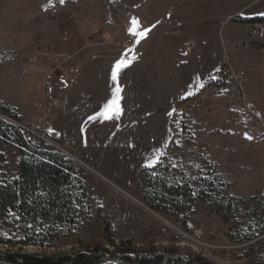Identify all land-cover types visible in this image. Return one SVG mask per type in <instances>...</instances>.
<instances>
[{
    "label": "rangeland",
    "instance_id": "obj_1",
    "mask_svg": "<svg viewBox=\"0 0 264 264\" xmlns=\"http://www.w3.org/2000/svg\"><path fill=\"white\" fill-rule=\"evenodd\" d=\"M115 1L130 10L121 20L107 0H0V53L7 57L0 103L19 121L0 117L85 169L118 245L145 249L154 241L191 250L207 264H264V235L250 225L258 206L229 222L218 208L163 215L146 205L138 178L167 164L194 186L222 177L225 201L264 195V25L230 22L264 17V0ZM134 20L146 32L138 42L127 33ZM101 23L103 41L84 37ZM57 54L71 57L67 72L79 74L51 73ZM117 87L122 111L105 119ZM19 159L18 149L0 140V183L17 178ZM0 237L14 239L11 218L0 219ZM82 239L103 241V220L93 218L52 247L10 242L0 252L63 254Z\"/></svg>",
    "mask_w": 264,
    "mask_h": 264
},
{
    "label": "trees",
    "instance_id": "obj_2",
    "mask_svg": "<svg viewBox=\"0 0 264 264\" xmlns=\"http://www.w3.org/2000/svg\"><path fill=\"white\" fill-rule=\"evenodd\" d=\"M107 2L116 19H123L130 11L115 0ZM230 22L261 27L264 17L236 16ZM6 59V54L0 53V66L6 64ZM0 112L19 121L16 112L1 103ZM0 140L14 146L20 154L17 178L0 183V219L11 218L14 226V239L0 237V244L52 247L62 238L76 234L93 218L103 220L104 224L103 241L82 239L78 250L54 255L0 252V264H113V260L128 264H207L193 251H184L178 246L159 247L154 241L145 249L131 242L118 245L111 224L96 204L85 169L77 161L55 146L32 140L25 131L2 117ZM138 178L144 185L146 205L156 213L193 215L200 207L218 208L225 222H229L236 212L244 208L251 210L246 206L253 204L258 207L252 209L250 225L255 222L259 234L264 235L262 194L248 201L233 197L225 201L222 196L228 185L220 181L222 177H202L194 186L195 182L190 179L178 181L167 164L145 168Z\"/></svg>",
    "mask_w": 264,
    "mask_h": 264
},
{
    "label": "snow or ice",
    "instance_id": "obj_3",
    "mask_svg": "<svg viewBox=\"0 0 264 264\" xmlns=\"http://www.w3.org/2000/svg\"><path fill=\"white\" fill-rule=\"evenodd\" d=\"M61 3H63V0H61ZM129 31H130L131 35H133L134 37L137 38V42L139 41V39H142L146 36V32L139 30V22L135 21V20L133 21V27ZM124 63H125L124 61L119 62L116 65V69L119 70L121 65ZM113 78L114 79L116 78L115 73H114ZM116 92H117L116 99H114L111 103H109L106 106L104 112L101 114L102 117L105 119H111V118H113V116H118L122 111V109L120 108V105H119L120 97H119L118 93L120 92V89L118 87L116 89ZM152 163L153 162H149V164L147 166L151 167Z\"/></svg>",
    "mask_w": 264,
    "mask_h": 264
},
{
    "label": "built area",
    "instance_id": "obj_4",
    "mask_svg": "<svg viewBox=\"0 0 264 264\" xmlns=\"http://www.w3.org/2000/svg\"><path fill=\"white\" fill-rule=\"evenodd\" d=\"M64 41H69V39L63 38ZM72 41V39L70 40ZM51 61H52V65H53V71L51 73H55L56 71H62L61 73L63 74H70L71 76L74 75H78L79 74V70L78 69H72L71 71H69V73L67 72L66 66L67 64L71 61V57H68L66 55H53L51 57ZM244 77V73L240 74V78L242 79ZM47 83L48 81L50 82L51 79H46ZM62 103H60L59 100H54L53 105L54 107H60ZM41 124H43V126L45 128H47L49 125L45 122V121H41Z\"/></svg>",
    "mask_w": 264,
    "mask_h": 264
},
{
    "label": "crops",
    "instance_id": "obj_5",
    "mask_svg": "<svg viewBox=\"0 0 264 264\" xmlns=\"http://www.w3.org/2000/svg\"><path fill=\"white\" fill-rule=\"evenodd\" d=\"M240 16V15H238ZM255 17H258V16H255ZM247 18H250V17H247ZM106 29H105V26H103V23L99 24L97 27L94 28V30L92 32H90L89 35L85 36L84 37H94V40H96L97 42H101L103 41L104 38H106L107 34H106ZM81 38V36H78ZM83 37V36H82Z\"/></svg>",
    "mask_w": 264,
    "mask_h": 264
},
{
    "label": "water",
    "instance_id": "obj_6",
    "mask_svg": "<svg viewBox=\"0 0 264 264\" xmlns=\"http://www.w3.org/2000/svg\"><path fill=\"white\" fill-rule=\"evenodd\" d=\"M136 21L139 22V29H140V21H139V20H136ZM132 27H133V25H132ZM132 27H131V28H132ZM127 33H128L129 36L134 37L133 35L130 34V31H128ZM114 264H128V263H124V262H122V261H119V262H115Z\"/></svg>",
    "mask_w": 264,
    "mask_h": 264
}]
</instances>
